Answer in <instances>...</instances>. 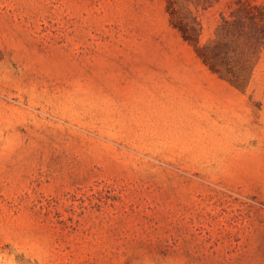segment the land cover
<instances>
[{"label": "rangeland", "instance_id": "1", "mask_svg": "<svg viewBox=\"0 0 264 264\" xmlns=\"http://www.w3.org/2000/svg\"><path fill=\"white\" fill-rule=\"evenodd\" d=\"M0 264H264V0H0Z\"/></svg>", "mask_w": 264, "mask_h": 264}]
</instances>
